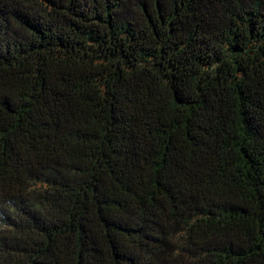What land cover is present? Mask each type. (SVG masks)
<instances>
[{"label":"trees","instance_id":"1","mask_svg":"<svg viewBox=\"0 0 264 264\" xmlns=\"http://www.w3.org/2000/svg\"><path fill=\"white\" fill-rule=\"evenodd\" d=\"M0 264H264V0H0Z\"/></svg>","mask_w":264,"mask_h":264}]
</instances>
